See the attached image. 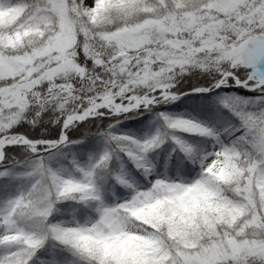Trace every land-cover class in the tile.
<instances>
[{
	"label": "snow or ice",
	"instance_id": "snow-or-ice-1",
	"mask_svg": "<svg viewBox=\"0 0 264 264\" xmlns=\"http://www.w3.org/2000/svg\"><path fill=\"white\" fill-rule=\"evenodd\" d=\"M0 264H264V0H0Z\"/></svg>",
	"mask_w": 264,
	"mask_h": 264
}]
</instances>
